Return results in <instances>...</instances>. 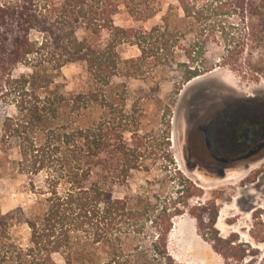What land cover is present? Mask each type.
<instances>
[{"label":"trees","instance_id":"trees-1","mask_svg":"<svg viewBox=\"0 0 264 264\" xmlns=\"http://www.w3.org/2000/svg\"><path fill=\"white\" fill-rule=\"evenodd\" d=\"M122 6L142 21L163 11L159 0H0V149L16 154L13 167L34 195L27 205L0 208V264H177L169 242L186 208L226 264H264L262 207L252 212L250 240L240 233L239 241L237 232L216 229L215 199L189 202L203 191L178 169L175 195L113 190L149 155L169 156L143 132L127 81L116 78L175 69L179 91L221 66L259 81L264 0H177L149 28L116 25ZM123 42L139 54L123 58ZM210 44L221 49L217 60L208 58ZM76 62L86 76L69 88L64 68ZM19 224L25 240L14 234Z\"/></svg>","mask_w":264,"mask_h":264},{"label":"rangeland","instance_id":"rangeland-1","mask_svg":"<svg viewBox=\"0 0 264 264\" xmlns=\"http://www.w3.org/2000/svg\"><path fill=\"white\" fill-rule=\"evenodd\" d=\"M159 1L163 11L145 21L137 20L125 6H122L114 15L116 25L149 28L160 22L168 5L177 4V0ZM78 34L81 38L84 37V29L80 28ZM107 38L108 33L105 31L102 42L105 43ZM119 51L123 58L139 54L138 47L129 42L121 43ZM220 51L217 45L210 44L208 58L217 60ZM180 58L184 59V57ZM214 70L215 72L208 76L184 84L179 91L175 83L177 75L175 69L165 73L155 72L145 78H116L118 82L127 81L129 104L130 107L137 104L143 132L156 148L169 156L162 155L154 160L149 155L144 169L133 171L126 181H115L113 190L115 195L120 197H132L148 189L151 193L158 192L163 198L175 195L179 182L175 170L178 169L203 191L201 196L194 195L190 198L191 204L209 198L216 200L219 216L215 227L221 235L226 237L232 232H237L239 241L240 233L242 238L250 240L252 212L255 207L264 209V173L254 182L245 184L244 180L248 177L254 178L259 170H264V151L241 161L240 165L229 166L220 171L206 168L196 160L191 148L188 118L192 100L198 95L199 90L215 85L218 89L213 92L218 93L217 95L225 101L231 100L236 103L240 100V120L253 126L264 138V76L259 81H253L241 77L228 67L218 66ZM64 73L70 80L69 88L76 87V76L79 74L86 76L79 62L68 64L64 68ZM202 93L203 102H207L206 91ZM236 108L233 106L229 112L236 114ZM243 154L246 152H240V155ZM15 155L12 152L8 157L0 149V208L3 212L19 205H27L34 199V195L25 188L27 177L18 173L13 167L11 160ZM14 234L25 240L28 229L24 224H19L15 226ZM169 246L177 264H226L224 258L213 249L211 242L199 234L197 220L187 208L175 218ZM58 260L61 262L59 257Z\"/></svg>","mask_w":264,"mask_h":264},{"label":"flooded vegetation","instance_id":"flooded-vegetation-1","mask_svg":"<svg viewBox=\"0 0 264 264\" xmlns=\"http://www.w3.org/2000/svg\"><path fill=\"white\" fill-rule=\"evenodd\" d=\"M215 89L218 87L214 85L199 90L192 100L188 137L196 160L206 168L220 171L240 165L242 157L250 159L263 152L264 138L253 126L240 120V100L236 103L225 101L213 92ZM203 91L208 96L207 102H203ZM233 106L237 107L236 114L229 112ZM240 152L246 154L240 155Z\"/></svg>","mask_w":264,"mask_h":264},{"label":"bare ground","instance_id":"bare-ground-1","mask_svg":"<svg viewBox=\"0 0 264 264\" xmlns=\"http://www.w3.org/2000/svg\"><path fill=\"white\" fill-rule=\"evenodd\" d=\"M215 72V70L213 71H209L208 73H206V74H203V75H199V76H197V77H195V78H193L192 80H190L189 81V83L190 82H192V81H194V80H196V79H199V78H201V77H205V76H208V75H210V74H212V73H214ZM194 249H196L195 247H194ZM194 251V250H193ZM200 251V250H199ZM196 253V252H195ZM198 254V253H197ZM200 254V253H199ZM194 255V254H193Z\"/></svg>","mask_w":264,"mask_h":264},{"label":"water","instance_id":"water-1","mask_svg":"<svg viewBox=\"0 0 264 264\" xmlns=\"http://www.w3.org/2000/svg\"><path fill=\"white\" fill-rule=\"evenodd\" d=\"M245 159H246V156H245V157H242V158L240 159V162L243 161V160H245Z\"/></svg>","mask_w":264,"mask_h":264}]
</instances>
